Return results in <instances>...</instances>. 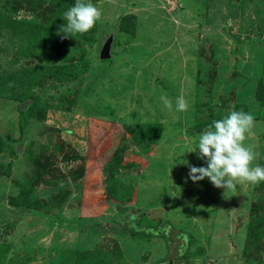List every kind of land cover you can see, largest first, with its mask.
Segmentation results:
<instances>
[{"label": "rangeland", "instance_id": "obj_1", "mask_svg": "<svg viewBox=\"0 0 264 264\" xmlns=\"http://www.w3.org/2000/svg\"><path fill=\"white\" fill-rule=\"evenodd\" d=\"M90 2L95 26L62 39L63 0H0V264H87L92 253L108 264L104 251L121 264H264V233L247 232L264 218V182L226 191L188 175L207 166L189 152L200 133L233 110L255 117L244 143L264 167V0ZM57 68L77 73L59 80L48 74ZM37 162L46 170L29 208L11 204ZM126 217L151 237L111 228Z\"/></svg>", "mask_w": 264, "mask_h": 264}, {"label": "clouds", "instance_id": "obj_2", "mask_svg": "<svg viewBox=\"0 0 264 264\" xmlns=\"http://www.w3.org/2000/svg\"><path fill=\"white\" fill-rule=\"evenodd\" d=\"M101 11L90 0H75L74 6L63 13L64 24L58 28L62 39L85 34L101 18ZM160 100L164 107L172 110V102L166 95ZM188 101L184 96L176 100L177 112L188 110ZM255 117L243 110L231 111L222 119L215 120L199 135L198 145L189 152H197V157L206 163V167L189 165V178L199 182L208 178L216 188L235 190L237 185L264 182V167L254 166L257 153L245 141L252 135Z\"/></svg>", "mask_w": 264, "mask_h": 264}, {"label": "trees", "instance_id": "obj_3", "mask_svg": "<svg viewBox=\"0 0 264 264\" xmlns=\"http://www.w3.org/2000/svg\"><path fill=\"white\" fill-rule=\"evenodd\" d=\"M64 1V4H66V7L64 10H67L69 9L68 8V0H63ZM9 10H2L0 12H5L3 13L2 15H5V19L7 18L6 15H9ZM132 16L131 15H125L121 18V21L120 23L122 24V27L124 28L123 26V22L124 21H127V20H131ZM25 22H28V21H24V22H20V23H25ZM14 23H16L14 21ZM28 24V32L30 31V33L32 32H35L37 31L38 29L42 28L41 26L38 27H35L36 24H31L30 22L27 23ZM70 71H66V70H59L58 68L55 69L54 71H50L48 74L50 76H53V77H56L57 79L59 80H62L63 78H68L70 77V75L73 73L74 75L77 73L74 69H69ZM72 76V75H71ZM44 78H42L41 80H43ZM3 83H1L0 85V88L3 87V84L4 82H6V79L5 80H2ZM258 90L260 91V88H258ZM259 91H257V94H256V97L257 98H261V94L259 93ZM34 107H35V104L34 103H31L30 105H28V107L25 109V111H23L22 113H24L25 115H28L30 116L32 113H33V110H34ZM39 162V161H38ZM37 162V163H38ZM39 164V163H38ZM37 164V168H36V173L34 174V178L31 179V182L30 184H28L27 188H23L21 186L20 188V191L19 193L15 194V195H11L9 196L8 200L11 204L17 206V207H21V208H29V204L27 203V199L28 198H31L32 196V190L34 188V185L36 183V181L40 180V177L42 176V172L45 171L46 169H44L45 165H41ZM109 164V163H108ZM115 166L114 165H107V166H104L103 167V173L106 175H108L106 177V180H105V184H104V191L105 193L107 194V196L109 197L110 195H114V170H115ZM112 197V196H111ZM117 209L119 210V212L121 213H125L127 211V207L126 206H122V205H118L117 206ZM261 212L262 216H264V207L263 209H261ZM131 213L127 214V217L130 215ZM134 215V214H132ZM126 218H124L123 221H115L114 224L111 226L112 229H114V231H121V232H124L125 230H129L131 232V234L133 236H136V235H139L141 234V237L143 236L145 239H148L149 237H151L150 233L149 232H145L143 230H138L137 228H134L133 224H129V220ZM133 222H135L134 220H132ZM120 223V224H119ZM136 225V222L134 223ZM259 228L260 231L262 233H264V218L262 219V221L260 222L259 220V217L258 216H252L251 219H250V222H249V230L247 231L248 232V235L249 237H251L253 239V236L254 234H256L255 231L256 228ZM254 230V231H252ZM153 234V233H151ZM154 235V234H153ZM98 255H95L94 253L91 254V256L89 258H87L88 260V263L87 264H100V261L97 262V263H94L92 262ZM100 258L102 259H108L107 260V263L108 264H121L119 261L117 263H114L112 261V257H111V254L108 253V252H101V255H100ZM165 261L164 260H160L158 262H156V264H165L164 263ZM186 264H190L188 263L187 261L185 262ZM167 264H171V263H167Z\"/></svg>", "mask_w": 264, "mask_h": 264}, {"label": "water", "instance_id": "obj_4", "mask_svg": "<svg viewBox=\"0 0 264 264\" xmlns=\"http://www.w3.org/2000/svg\"><path fill=\"white\" fill-rule=\"evenodd\" d=\"M112 41H113V33L110 31L108 34H106L102 40L101 47L99 50V58L100 59H109L111 57V47H112ZM15 151L17 153L21 152V147L18 145V143L12 144ZM131 214L133 212V208L130 209Z\"/></svg>", "mask_w": 264, "mask_h": 264}]
</instances>
